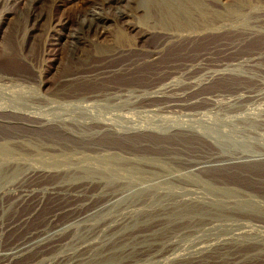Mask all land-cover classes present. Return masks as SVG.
<instances>
[{"label":"bare ground","instance_id":"6f19581e","mask_svg":"<svg viewBox=\"0 0 264 264\" xmlns=\"http://www.w3.org/2000/svg\"><path fill=\"white\" fill-rule=\"evenodd\" d=\"M72 1L0 0V27L10 14L14 17L10 22L16 19L17 24L13 41L0 44V58L20 59L37 73L31 79L0 69V264H218L222 256L226 257L225 264H239L260 256L257 240L252 246L248 244V251L240 252L239 248L251 243L257 233L253 227L263 228L261 201L225 196L212 205H202L196 197L187 198L188 203L179 207L158 184H146L156 177L164 178L171 170H187L195 181H203L200 173L204 168L208 164L220 167L221 161L217 157L212 161L208 157L211 153L204 162L197 159L199 162L191 163L188 158L197 149L207 148L203 138L207 136L215 143L217 138L204 131V135H191L192 128L186 133L167 125L142 127L128 116L182 113L200 117L205 115L201 110L217 109L230 114L239 99L261 106L263 87H255L253 95L242 91L228 96L219 91L195 92L204 84L219 81L264 85V0H130L126 8L121 6L124 0H96L91 4L76 0L79 4L74 5L77 12L71 20L55 21L53 10ZM98 10L118 11L119 15L97 14ZM18 13L23 18L20 27ZM53 32L57 37L52 40L55 53L65 50L72 64H90L102 57L130 60L98 69L88 65L84 72L65 68L62 73L58 62L56 72L61 79L47 88L44 70L36 68L25 45L29 40L37 44L44 36L47 41ZM205 41L212 44L200 49L198 45ZM256 41L263 44L250 48ZM176 51L199 54L182 58L181 63L168 61L165 55ZM54 57L57 62V55ZM148 67L156 70L139 72ZM137 72L144 78L138 84L122 82L92 91L78 88ZM261 107L245 115L248 127L264 125ZM188 136L189 141L182 139ZM149 138H155L154 144ZM188 147L189 155H184ZM156 149L161 153L156 154ZM240 160L227 164L233 167L248 162ZM257 162H264V157ZM33 163L55 166L33 167ZM47 176L62 182L66 177L88 182L76 191L60 186V182L46 185L36 181ZM173 177L177 179V175ZM88 183H94L93 191H89ZM49 199L61 203L31 228ZM23 206L31 208L17 216ZM8 214L10 218H6ZM194 226L214 230L230 227L235 232L214 242L196 241L190 246L193 249L187 261L186 252L175 254V238L187 230L191 234Z\"/></svg>","mask_w":264,"mask_h":264},{"label":"rangeland","instance_id":"374dc122","mask_svg":"<svg viewBox=\"0 0 264 264\" xmlns=\"http://www.w3.org/2000/svg\"><path fill=\"white\" fill-rule=\"evenodd\" d=\"M79 1L83 2L84 0H79ZM94 1H96V0H85L84 3L85 4H91ZM77 3H78V1L75 0L73 3H66L64 5H61L62 6L61 8L53 10V18L55 19V21H59V20L69 21V20H71L72 17L77 12V9L74 7V5H76ZM129 4H130V0H124V1H122L121 6L123 8H126ZM100 12L101 13L103 12L104 14H107V15H111L113 17H116V16L119 15L118 11H112V10H104V11L98 10L96 13L99 14ZM11 16H12V14H10V16L6 19L7 21L5 20L1 24V27H0V44H2L4 42H9V41L12 42L13 41L12 33L15 34L14 27L17 24H15L16 19H15V21H13L14 23L10 22V21H12V19H14V17L13 16L11 17ZM18 17H20L19 18V27H20V25L23 22V18H21V15L19 13H18ZM55 38H57V37H56V34L53 32V33L49 34V37L47 38V41H45V36H44L42 39H40V40H38V42H36L37 44H34V42H33L34 40H29L26 43V45H25L27 56L34 61V64H35L36 68L44 70L43 78H44V81L47 82L46 83V87L48 86L49 88H53L54 85L61 79V74H58L56 72V68L58 67L57 66L58 62L60 64L59 65V70L62 73L65 68L66 69L70 68V69H72L75 72H84L85 71L84 69L86 67H89L88 65H90V66L92 65L91 68L98 69V68H101V67H113V66L119 65V64H121V63H123V62H125L127 60H130V58H125V59L124 58L123 59L122 58H117V59H113V60L112 59L108 60L109 58L102 57V58L94 59V61H92V63H90V64H86L84 62H78V61H74V64H72L73 62L70 61L71 57H69V55L67 54V52L65 50H62L61 52H56L55 53L53 45H52L53 44L52 40H55ZM150 42L154 43L155 41H150ZM211 44H212V41H205V42L200 43V45H198V46L200 47V49H203V48H205V47H207V46H209ZM261 44H263V41H256L250 46V48L259 47ZM14 51L17 54L16 45H14ZM16 54L14 56H16ZM197 54H199V52L182 53V52H177L176 51V52L168 53L165 56H166V59L168 61L172 60V61H176L177 63H181L182 62L181 60H183L182 58H189L190 59V58L196 56ZM55 55H57V57H58V61L57 62L54 61V59H55L54 56ZM132 56H134V55H132ZM168 57H171V58H168ZM15 58H17V57H14V59ZM39 67H41V68H39ZM79 68H81V69H79ZM0 69L3 70V71H7V72H14V73H18V74H21V75H25V76H27L28 78H31V79H34L36 77V75H37V73L35 71H33L32 68L29 65H27L25 62H22L20 59H16V60H6V59H4L3 60V59L0 58ZM155 70H156L155 67H148V69H144V70L139 71V72H142V73H145L146 71L154 72ZM139 72H137L138 74H133V75H129V76H120L118 78L109 79L106 82H104L103 84H100V83L99 84H94V83L82 84V85H79L78 88L81 91H92V90H95V89H100L101 87H104L105 85H113V84H118V83H122V82H130V83L138 84L140 82V79L143 78V76L141 74H139ZM263 72H264V70H263ZM246 76H250V73H247ZM247 82H242V83L239 84V83H237V81H231V82L219 81L217 83L204 84V85H202L200 87L201 89H198V90H196V92L195 91L194 92L200 94V93H207V92L210 93V92H213V91H219L220 94L228 96L229 94L235 95L236 92H238V91H242L244 93L251 94L252 91L255 92L257 90V89H255V87H257L258 89L263 87L262 90L264 92V85L263 86L261 84L259 85V83H256L255 81H254L255 84H254V82H251V81H247ZM242 87L244 88V90H243ZM251 95H253V94H251ZM191 96H195V94H192ZM226 96H224V97H226ZM247 100H248V102H247ZM247 100L246 101L244 99L243 100L242 99L236 100L235 101V102H237L236 106L234 107V109H232L233 111L231 110V112H229L230 114H228V111H226V110L224 111V110H218L217 109L220 113H218L217 110H214V111L213 110H208V111L201 110V112H204L205 115L204 114H203V116L199 115L200 117H198V115H195V116L194 115H190L189 116V115L182 114V113H173V114L157 115V116L156 115L154 116V115H151V114L143 115V116L142 115H137V116L136 115H134V116L133 115H131V116L129 115L128 116L129 118L131 117V119H134V121L136 123H140L142 125V127L167 125V127L168 126H172V127H174V129H177V130L180 129L181 131H184L186 133H188L190 130L193 129L194 132H191L190 133L191 135L197 134L199 132H200L199 134H203L204 132H206L207 135L209 134L210 136L214 137L215 139L217 138L216 143H215L212 139L209 140V138L205 135L206 138H203V139H205L206 142H208V145L206 146L207 148L200 149L202 152L197 149V152L191 153V156L188 158V160H190L191 163L195 162L197 159L199 161L209 160L208 157L210 159H213L212 161H216L215 160L216 157L218 158L217 161H221L222 166L213 167L212 164L211 165L208 164L204 168V170L200 173V175H203V176H201V179L203 181L207 182V183H205L203 181H195L196 178H194L192 175H190L189 171H187V170H181V172H175V173L174 172L172 173V170H171L170 172H168V174L165 173L164 178L163 177L162 178L161 177L160 178L156 177L157 179L153 180L152 182H147L146 184H158V186H160V191L169 192L171 194L170 196L172 198H174L176 206H179V207L183 203L184 204L182 206H185L188 203V199L194 200V198H196V197H198L199 202L202 205H212L213 203H217L219 201V199H221V197H225V196L229 197V198L231 197L230 200H232V198L233 199L234 198L243 199L244 201L247 199L246 202L251 200L253 202L257 201L256 203H258V202L261 201L262 204H264L263 203L264 199H262V198H264V162H261V163L257 162V160L259 158L264 157V125L261 126V125H257V124L254 125L253 124L252 126L248 127L246 124H249L250 122H247L249 120H245V117H246L245 115H247V113L253 112L255 108H260L261 106H262L261 108H264V106H263L264 100L261 101L262 102L261 106H259L258 103L255 104L254 102L249 101L250 99H247ZM234 110H235L236 114L234 113ZM215 111H216V113H215ZM212 112H214V113H212ZM232 114L237 116V118L236 119L230 118V117H232ZM240 115H242V117ZM192 116H193V118H192ZM239 116H240V118H238ZM162 120H164V121H162ZM260 120H264V119H262V117H261ZM152 121L157 122V123H154ZM191 126H193V127H191ZM254 127H256V128H254ZM182 128H185L187 131L185 129H182ZM202 131H204V132H202ZM149 139H151V140L153 139L154 140L155 138H149ZM182 139H185V140L187 139L189 141V136H188V138H184L183 137ZM153 140H152V144H154ZM160 140H158V141H160ZM161 141L162 142H170L171 139L170 140L164 139V141L163 140H161ZM209 142H210V144H209ZM221 142H223L222 146H221ZM219 143H220V145H219ZM158 150L160 151V149H158ZM158 150L156 149V150H154V152L155 153L157 152L156 154L161 153V151L159 152ZM198 151H199V153H198ZM206 151H208L209 153L206 152ZM214 151H216L217 153L214 152ZM184 152H185L184 155L185 154L189 155V147L187 149H185ZM208 154H210V155H208ZM207 155H208V157H207ZM180 157H183V156H179V158ZM200 157L201 158L205 157V158L201 159ZM239 157H242L241 160H240ZM221 158H223V159H221ZM198 160L196 162H199ZM229 160H231V161L233 160L235 162H239L238 160H240V161H248V162H246L247 164H245V162H243L244 164L243 163H238V165H235L236 167L235 166L232 167L231 165L227 164L229 162ZM34 164L38 165V167H43V168H52V166H55V165H43V164H39V163H33L31 166H33V167L36 166ZM239 165H242V166H239ZM56 168H60V167H56ZM212 168L215 171H212ZM166 174H167V176H166ZM173 175H177V179L175 177H173ZM169 176H170V178H169ZM206 177L212 178L213 180H206ZM50 178H52V179H50ZM54 178H55L54 176H47V177H41L40 179H38L36 181H38V183L46 184V185H48V184L59 185L60 183H62V184H60V186L63 185L65 187L66 186L70 187L71 190H76V188H78L80 186L82 187V185L87 184V182H88L85 179H78V178H73L72 179V178H67V177H66L67 180H66V178H64L63 182H62V180L59 181V179H56V178L54 179ZM42 180H44V181H42ZM214 180H217V181H214ZM208 181H209V183H208ZM80 182H82V183H80ZM157 182H160V183H157ZM57 183H59V184H57ZM91 184H89L90 185L89 191L90 190L93 191V189L95 188L94 187V183H91ZM74 186H75V188H74ZM164 186H166L167 188H164ZM136 188H138V187H134L133 186L134 190H136ZM168 188L169 189L172 188V190H169ZM220 188L222 190H220ZM224 188H225V191L223 190ZM227 188L230 190L229 193H228ZM77 190H80V189H77ZM189 191H191V192H189ZM239 191H240V193H239ZM221 194H222V196H221ZM205 195H206V197H205ZM244 196H245V198H244ZM256 197H257V199H256ZM217 198H219V199L217 200ZM251 198L254 199V200H252ZM208 200L210 201L211 204L209 203ZM180 201H182V202H180ZM60 203L61 202L57 201V199L46 200L44 202V204L42 205L43 206L42 210L43 209L44 210L40 211V213L38 215L39 217L37 216V220L34 221L33 223H31L30 227L32 228V227H35V226L39 225L41 223L42 218L45 217L46 215H48ZM251 204H253V203H251ZM30 208L31 207H29V206H23V207H21L20 209L17 210L16 215L18 216V215L25 214V213H27L29 211ZM10 217H11L10 214H8L6 216V218H10ZM220 227H218V228L216 227L215 230H214V228L210 229V228L202 227V226H194L191 229V232H192L191 234L193 236L191 234L188 235V230H187V232H185L184 235H181V236H184L182 238H181V236L177 235V237L175 238L177 240L176 241L177 248L175 250L176 251L175 254H178V255L182 254L183 255V253L186 252V254L184 253V255L186 257V260L188 261V256H187L188 252H189V250L193 249V247H190V246H192L196 241L199 242V240H200L201 242H206L207 239H208V241L210 240V241L214 242L217 237H220V236L221 237H229L235 232V231L232 232L233 228L231 229L230 227H225V228L222 227V226H220ZM262 227L264 228V225H262ZM263 228H259V227L255 228V227H253V231L256 230V232H257L256 235L254 236L255 238L252 237V239L249 240V242H251V243H247L246 245L244 244V245H242L239 248L240 252H245L246 250L248 251V250H250L249 245H251L253 243V241L257 240V242L255 241V243H257L258 246H260V245L262 246V249L260 248L261 246L260 247L257 246V249H259L260 252H261V253L258 252V253H260V256L258 254V255H254L253 257H249V259H247V258L243 259V260H245V262H242L243 261L242 260V261H240L239 264H241V263H243V264H264V243H263L264 242V229ZM200 229H202L203 232ZM227 229H228L229 232L226 231ZM206 231H207V233H206ZM258 231H259V233H258ZM194 234H196V235H194ZM257 234H259V236H257ZM196 236L198 238L200 237L201 239L200 238L197 239ZM261 238H263V239H261ZM10 239H11V237H9V240ZM218 239L219 238H217V240ZM259 240H261V241H259ZM189 241H191V242H189ZM233 245L235 247L236 244H231L229 246H233ZM247 245H248V247H247ZM237 247L238 246L236 245V248ZM247 248H249V249H247ZM252 255H250V256H252ZM258 256H259V258H258ZM222 257L217 260L218 264H225L224 262L226 260V257L225 256H222ZM223 259H225V260H223ZM246 260H247V262H246Z\"/></svg>","mask_w":264,"mask_h":264}]
</instances>
